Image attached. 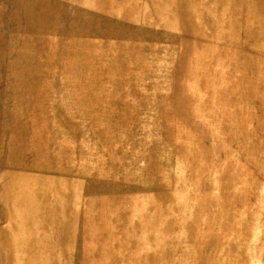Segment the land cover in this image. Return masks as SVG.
<instances>
[{
    "label": "rangeland",
    "instance_id": "374dc122",
    "mask_svg": "<svg viewBox=\"0 0 264 264\" xmlns=\"http://www.w3.org/2000/svg\"><path fill=\"white\" fill-rule=\"evenodd\" d=\"M0 264H264V0H0Z\"/></svg>",
    "mask_w": 264,
    "mask_h": 264
}]
</instances>
